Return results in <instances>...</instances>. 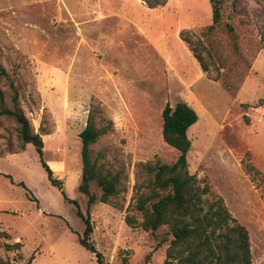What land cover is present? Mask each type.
<instances>
[{
	"label": "rangeland",
	"instance_id": "1",
	"mask_svg": "<svg viewBox=\"0 0 264 264\" xmlns=\"http://www.w3.org/2000/svg\"><path fill=\"white\" fill-rule=\"evenodd\" d=\"M78 1L81 10L74 14L70 4L79 9ZM98 1L0 0V110L12 108L17 96L61 183L49 180L34 144L20 150L17 125L1 116L0 264H97L79 243L84 224L77 215V205L84 214L88 208V196L79 190V135L90 115L104 131L93 157L121 179L120 194L108 204L91 182L98 201L90 208V241L109 264H164L166 229L147 232L126 217L142 220L129 208L145 178L139 165L178 158L161 136L167 102L196 111L190 173L248 229L253 264H264V0L225 2L223 21L234 26L238 50L225 30L204 38L216 61L209 75L180 38L184 31L196 42L212 24L209 0H169L157 10L140 0H101L130 4L129 22L115 20L117 9L105 12L117 21L106 25L91 8ZM219 69L217 83L212 79ZM58 161H66L64 170ZM250 166L256 170L247 173Z\"/></svg>",
	"mask_w": 264,
	"mask_h": 264
},
{
	"label": "trees",
	"instance_id": "2",
	"mask_svg": "<svg viewBox=\"0 0 264 264\" xmlns=\"http://www.w3.org/2000/svg\"><path fill=\"white\" fill-rule=\"evenodd\" d=\"M150 10L165 7L169 0H142ZM227 0H209L212 7V24L195 42L184 31L180 33L181 40L187 45L193 57L199 63L202 71L209 75L210 64H216L214 51L205 40H209L219 30H225L229 40L238 50V36L231 23H224L222 17L223 6ZM205 38V40H203ZM203 52H207L211 63L201 52H197L194 44ZM0 75H5L0 68ZM221 69L214 82L220 81ZM6 116L17 125V138L21 151L27 146L36 144L41 135L36 132L33 124L21 108L18 98H14L12 108L0 110V117ZM163 127L161 136L163 141L178 153L173 164H164L160 160L141 164L145 178L139 179L135 187V196L130 203L142 220L127 215L126 222L131 226L138 225L144 231L155 233L166 229V237L160 244L168 243L164 264H253V256L248 229L232 216L224 200L211 190L209 185L202 186L199 179L190 173L188 154L192 147L189 129L199 118L196 111L187 103L181 102L175 108L167 102L162 111ZM104 134L98 128L96 117L90 115L84 130L80 133L82 182L79 190L88 196V208L84 214L77 205V215L84 224V230L79 235L80 245L94 254L97 264H109L103 254L91 242L93 224L90 208L98 198L91 191V182H97L102 195L99 201L108 204L111 198L120 194V175L104 172L93 157L92 146ZM42 166L48 173L52 184L61 183L53 177V171L44 160L43 150L37 149ZM1 158V156H0ZM256 169L250 166L247 173ZM259 174V171H256ZM6 176V175H5ZM11 179L10 176H6ZM27 195L29 190L21 182ZM15 246L20 247L17 243ZM126 260V259H125Z\"/></svg>",
	"mask_w": 264,
	"mask_h": 264
},
{
	"label": "crops",
	"instance_id": "3",
	"mask_svg": "<svg viewBox=\"0 0 264 264\" xmlns=\"http://www.w3.org/2000/svg\"><path fill=\"white\" fill-rule=\"evenodd\" d=\"M142 1V0H140ZM143 2V1H142ZM169 2V1H168ZM65 3V1L63 2ZM76 5L79 7V9H73L72 5L70 4V9L74 12V14H78V12H80L81 10V5L79 4L80 1L75 2ZM144 3V2H143ZM82 4V3H81ZM168 4V3H167ZM64 6L67 7L66 4H64ZM133 6V5H132ZM93 10L96 11V14L100 13V15H102V17L104 19H102L103 24L105 22H107L108 19L112 18V16L118 15L119 18L115 17L118 22L121 23H125V22H129L130 18L128 17L129 14V9H130V4L129 2H122L121 3H117L115 5L110 4L109 2H102L101 0H99L98 2H96V5H94L93 7H91ZM68 9V7H67ZM118 9V10H117ZM111 10H117L119 11V13L115 14V15H111V14H106V11H111ZM121 11V12H120ZM98 17H96V19H92V20H98ZM111 21L114 19H110ZM100 21V20H98ZM117 21H112L113 23H116ZM86 25V21H81L80 24H84ZM100 25V24H99ZM106 25V24H104ZM183 42V41H182ZM184 43V42H183ZM185 44V43H184ZM190 55L193 57L191 51L189 50ZM194 58V57H193ZM195 59V58H194ZM196 63L199 65V63L197 62V60L195 59ZM57 165L60 167V169L64 170L66 168V161H58Z\"/></svg>",
	"mask_w": 264,
	"mask_h": 264
},
{
	"label": "water",
	"instance_id": "4",
	"mask_svg": "<svg viewBox=\"0 0 264 264\" xmlns=\"http://www.w3.org/2000/svg\"><path fill=\"white\" fill-rule=\"evenodd\" d=\"M35 146H36L37 149H43V148H44L43 140L38 141V142L35 144Z\"/></svg>",
	"mask_w": 264,
	"mask_h": 264
}]
</instances>
